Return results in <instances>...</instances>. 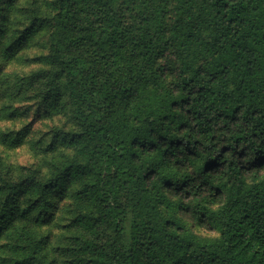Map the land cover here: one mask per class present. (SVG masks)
I'll use <instances>...</instances> for the list:
<instances>
[{"label":"trees","instance_id":"16d2710c","mask_svg":"<svg viewBox=\"0 0 264 264\" xmlns=\"http://www.w3.org/2000/svg\"><path fill=\"white\" fill-rule=\"evenodd\" d=\"M0 61L51 122L0 129V264H264V0H0Z\"/></svg>","mask_w":264,"mask_h":264},{"label":"rangeland","instance_id":"374dc122","mask_svg":"<svg viewBox=\"0 0 264 264\" xmlns=\"http://www.w3.org/2000/svg\"><path fill=\"white\" fill-rule=\"evenodd\" d=\"M37 40V39H36ZM40 45H33L25 48L21 56L23 57H33L39 53L42 52V49L39 47ZM36 66H33L29 63H18V62H10V63H4L0 61V107L4 104L12 103L15 108L20 109L21 111L24 110L23 108H27L26 102H18L14 103L12 101V98L9 96V90L6 89V80L11 79V77L15 74H25L29 72L30 70L34 69ZM2 108V107H1ZM29 116V117H28ZM27 117H21L17 119H7L6 117H1L0 120V129H19L24 124L30 123L32 124L31 129L33 131H44L47 129L51 122L46 119H39L35 120L34 118L28 115ZM0 157L5 158L7 161L14 165H31L33 163H36V157L34 153L30 150V147L28 144L22 145L20 148L14 150V151H7L0 147ZM201 236H213V233L210 232H203V231H197ZM54 238H52V242L55 241L56 237L59 234V231L56 229H53Z\"/></svg>","mask_w":264,"mask_h":264}]
</instances>
